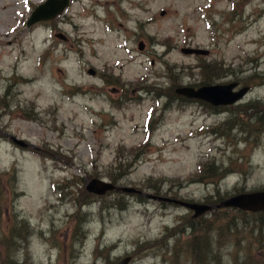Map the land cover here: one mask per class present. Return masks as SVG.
<instances>
[{
    "label": "rangeland",
    "instance_id": "1",
    "mask_svg": "<svg viewBox=\"0 0 264 264\" xmlns=\"http://www.w3.org/2000/svg\"><path fill=\"white\" fill-rule=\"evenodd\" d=\"M44 1L0 0V264H264V212L166 201L264 191V0H70L28 26ZM229 83L231 105L175 92Z\"/></svg>",
    "mask_w": 264,
    "mask_h": 264
},
{
    "label": "water",
    "instance_id": "2",
    "mask_svg": "<svg viewBox=\"0 0 264 264\" xmlns=\"http://www.w3.org/2000/svg\"><path fill=\"white\" fill-rule=\"evenodd\" d=\"M69 4H70V0H45L43 3L36 6L34 10L30 13L26 24L28 26H31L38 22H44L54 19L60 16L69 6ZM59 36L63 38L61 34H59ZM183 52L185 53L190 52V53L204 54V55L207 54V51L198 48L197 49L191 48L186 50L184 48ZM235 85H236L235 83H229L225 85H205V86H200L198 88L192 86H182V87L180 86L175 89V92L180 96L203 100L215 106L231 105L236 101H238L240 98H242L247 90V88H243L241 90L233 92L231 90L235 87ZM12 139L18 146L21 147L29 146V144H27L22 139H16L15 137H12ZM85 189L89 193L96 195H103L106 192H110V191H121L128 194H135V193L142 194L152 199H159V200L162 199L159 196L142 192L141 190H138L134 187L119 186V185H115L110 181L106 182L99 179H90L86 181ZM166 201L177 203L183 206H187L190 209H193L195 211L194 212L195 217L215 207L231 206V207H238L248 211L264 212V191L238 194L222 201L220 204H215V205H196L195 203H188V202L172 200L168 198H166ZM130 260L131 258L129 256H126L116 264H128Z\"/></svg>",
    "mask_w": 264,
    "mask_h": 264
},
{
    "label": "trees",
    "instance_id": "3",
    "mask_svg": "<svg viewBox=\"0 0 264 264\" xmlns=\"http://www.w3.org/2000/svg\"><path fill=\"white\" fill-rule=\"evenodd\" d=\"M182 97L181 99H185V97ZM261 122L264 121V115L259 116ZM264 125V123L262 122ZM199 173H204L206 177L208 178H215V182L217 183L218 180L222 179L225 176V169L220 168L216 165H214L213 161L205 160L202 161V164L198 165ZM198 258V257H197ZM15 261L16 264V259L12 258Z\"/></svg>",
    "mask_w": 264,
    "mask_h": 264
}]
</instances>
